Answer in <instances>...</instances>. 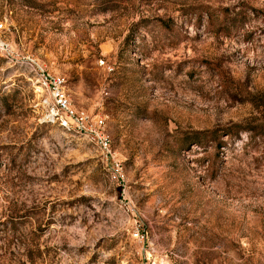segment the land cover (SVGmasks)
<instances>
[{"label":"rangeland","instance_id":"obj_1","mask_svg":"<svg viewBox=\"0 0 264 264\" xmlns=\"http://www.w3.org/2000/svg\"><path fill=\"white\" fill-rule=\"evenodd\" d=\"M0 21L125 174L0 55V264H264V0H0Z\"/></svg>","mask_w":264,"mask_h":264},{"label":"built area","instance_id":"obj_2","mask_svg":"<svg viewBox=\"0 0 264 264\" xmlns=\"http://www.w3.org/2000/svg\"><path fill=\"white\" fill-rule=\"evenodd\" d=\"M5 30V23L0 21V55L29 66L39 89L49 97L47 100L49 118H57L64 127L73 128L90 138L104 152L123 181L125 178L123 165L114 153L113 139L107 129L105 118L76 108L67 91L66 79L62 75L52 72L33 55H26L15 48L9 40L4 38ZM134 236L141 241L146 239V234L140 226L136 227Z\"/></svg>","mask_w":264,"mask_h":264}]
</instances>
